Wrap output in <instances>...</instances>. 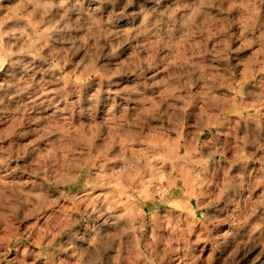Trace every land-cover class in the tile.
<instances>
[{
    "label": "clouds",
    "instance_id": "9594fccd",
    "mask_svg": "<svg viewBox=\"0 0 264 264\" xmlns=\"http://www.w3.org/2000/svg\"><path fill=\"white\" fill-rule=\"evenodd\" d=\"M11 2L0 0V16L6 24L15 15L22 27L5 29L0 25L3 62L17 56L11 61L13 67L19 64L24 74L40 85L41 95L55 90L56 95L47 97L42 107L54 108L70 126L73 121H99L103 126L100 144L110 140L113 132L129 135L130 130L139 143L136 151L126 149L128 168L134 175H126L125 180L135 193L134 199L123 200L111 179L96 178L93 191L101 187L112 191L98 200V207L85 209L67 228L57 227L55 243H42L39 252L32 248L37 239L32 230L18 227L35 215V192L24 191V184L0 188V253L15 248L12 264H28V257H34L31 264H139L137 250L143 239L141 252L153 255L156 264H242L256 249L259 251L248 264H264V0H154L155 7L149 13H128L133 16L130 21L123 19L122 12L127 13L137 0H22V13H15ZM106 7L111 9L107 18ZM129 23L137 27L122 31ZM186 30L190 42L185 53L196 57V63L179 54L173 56L174 36ZM28 33L45 39L41 49L31 52V59L20 55L28 51L27 41L22 43ZM212 36L220 37L219 47H207ZM128 39L147 53L129 62L132 67L119 63L120 49ZM48 40L54 47L43 54ZM140 40L147 43L141 45ZM195 40H199V47L194 46ZM227 41L239 42V46L232 48ZM244 47L260 53L247 71L241 68L239 56ZM37 60L43 63L37 64ZM58 61L65 67L71 62L81 72L84 66L95 71L82 77L73 69L65 73L62 67L58 69ZM201 61L215 75L204 72ZM217 63L220 67H215ZM127 72H135V76H123ZM160 72L174 85L172 99L165 96L161 103L166 107L145 112L142 102L156 92ZM40 73L44 76L36 81ZM90 76L95 77L91 83ZM11 111L0 99V114H4L0 124H6ZM156 129L169 139L181 138L182 143L175 147L167 140L153 144L151 133ZM72 130L75 132L74 126ZM52 131L56 130L45 134ZM7 138V132L0 136ZM66 142L73 146L70 157L90 151L74 136ZM115 142L119 144V140ZM139 149L164 154L163 163L157 160V165H168L169 176L181 181L178 192L182 198H195V206L201 209L199 216L192 219L165 207L160 215L176 219L172 225L166 219L158 222L157 209L175 195L164 193L159 184L152 189L150 211H142L147 197L141 187L143 180H137L136 175L139 171L147 175L152 165ZM5 152L8 150H0V172H6L23 154L22 149ZM66 152L69 150L62 144H53L32 172L33 188L54 189L64 183L69 171L76 170L79 175ZM117 152L119 148L112 155ZM114 166L119 167V161ZM20 167L17 163L12 171ZM208 208L214 211L209 213ZM195 225H199L198 237L206 241L204 248L198 249L192 239ZM161 229H166L165 234H160ZM209 245L211 250L205 255ZM5 261L7 255H0V264Z\"/></svg>",
    "mask_w": 264,
    "mask_h": 264
},
{
    "label": "rangeland",
    "instance_id": "374dc122",
    "mask_svg": "<svg viewBox=\"0 0 264 264\" xmlns=\"http://www.w3.org/2000/svg\"><path fill=\"white\" fill-rule=\"evenodd\" d=\"M21 2L22 0H12L11 7L14 9L15 13H22L20 7ZM40 2L44 3L46 0H40ZM186 2L191 3L192 0H186ZM93 7H95V5H93ZM153 7H155L154 0H137L136 3L128 7L127 13L122 12V17L130 21L133 19V16L127 15L128 13L140 16L149 13ZM110 10V8L106 7L105 18H107V12ZM0 25H3L5 29L9 26L22 27V25L18 23L15 15L12 19H9L6 24L4 23L3 16H0ZM136 27V24L129 23L121 30L129 32ZM187 37V30L174 36L175 52L173 56L179 54L180 57L187 60L189 63H196V57H189L185 53V49L190 42ZM219 40V36H212L207 47L212 48L214 45L219 47ZM25 41H27L28 44V51L20 55H24L28 59L32 58L31 52L41 49V46L45 45V39L43 37H35L32 36L31 33H28L27 36L22 38V43ZM146 43V41L140 40L141 45ZM193 43L194 46H200L199 40H195ZM227 43L230 44L232 48L239 46V42L227 41ZM52 47H54L53 42L48 40L47 46L42 48L43 54H47ZM146 54V52H141L137 48L135 40L128 39L126 43H123L120 49L119 63L132 67L134 65L129 62L135 61L138 56L143 58ZM201 55L205 54L201 53ZM231 55L235 57L237 54L232 53ZM259 55V51H254L253 48H241L239 52V56L243 61L241 68L247 71L248 64ZM17 58V56H13L9 59L8 63H4V51L3 48H0V99H4L5 104H8L12 110L6 115V124H0V136L4 135L5 132L8 134L7 139H0V150L7 149L8 152H20L21 149L23 150V154L20 155L19 161L13 160L10 168L6 172H0V188L4 185L24 184L26 185L24 191L35 192L37 202H34L32 206L35 215L29 216L28 220L24 221V223L20 224L18 227L21 231L25 229L32 230L33 234L37 237L36 242L32 244V248L39 252L42 243H55V238H58L56 232L57 227L67 228L71 221L77 219L85 209L91 210L93 206L98 207V200H102L112 191V189L104 187L97 188L93 191L92 185L96 178L102 177L111 179L113 186L119 191L123 200L128 201L134 199L135 193L128 187V182L125 180L126 175L133 174L132 170L128 168V153L126 149L136 151L139 142L136 141L132 135L134 130H130L129 135L113 132L110 140L106 141L104 144H100L103 126L99 121L95 123L85 121L76 123L73 121L72 126L75 127V132H73L72 126L66 123L65 119H62L54 108L42 107V102L47 103V97L56 95L55 90L50 89L46 91L44 95H41L39 90L40 85L31 81L21 70L19 64L13 67L11 61ZM40 63L43 62L37 60V64ZM233 63H235L234 59ZM200 66L204 72L209 75H215V73L208 72V64L201 61ZM61 67L65 73H67L69 69H73L81 77L95 71L91 66H84V70L81 72L79 68H73L71 62L65 67L58 61V69ZM97 67H99V65H97ZM215 67H220V64L217 63ZM43 76V73L37 74L36 81H40ZM123 76H135V72L123 73ZM120 78L122 77H117V79ZM92 79H95V77L90 76L88 82L91 83ZM156 80V92L149 93L146 101L142 102L145 112H155L158 109L166 107V103H161V99L165 96L169 98V101L172 99L170 94L174 85L168 80L165 73L160 72ZM225 98L227 99V97ZM181 103H183V101H181ZM190 110L191 109H189V111ZM112 127L115 128L116 126L112 125ZM36 128H39L40 132L34 131ZM52 129L56 131H52L51 135L45 134ZM21 132H26L27 134L21 136ZM202 135L206 137L208 134L203 133ZM72 136H74L79 143L89 146L90 151L87 155L78 154L75 157H70V151L73 146L66 141ZM61 137H65V140H61ZM116 140H119V144L115 142ZM162 140H167L172 147L182 143L181 138L172 137L169 139L158 129L152 131L151 141L153 144H158ZM173 141H175V144H173ZM54 143H60L69 150L65 155L69 156L75 163L79 170V175H77L76 170L69 171L68 176L64 178V183L58 184L54 189L33 188L30 183V181L34 179L32 172L37 169L39 162L46 158L45 154L53 148ZM117 148H119V152H117L115 156L112 155ZM77 151L79 152L78 149ZM181 151H183V149H181ZM8 152L4 154L7 155ZM139 152L143 156H146L152 165V170L147 175L139 170V175H136L137 180H143L141 187L147 197L142 211H150L152 205V189L156 184H159L163 186L162 190L164 193L171 192L175 195L166 206H161L157 209L155 214L158 222L166 219V223L172 225L174 219H176V217L169 216L165 218L160 215V212L163 211L165 207L171 208L172 211L177 214H183V216H188L192 219L199 216L201 214V209L195 206V198H182L178 192L181 181L174 180L172 176H169L168 165L165 164L163 168L157 165V160H161L163 163L162 157L164 154L162 152L149 153L146 149H139ZM121 156H123V160H120ZM117 161H119V167L114 166ZM17 163L20 164V169L12 171V169H16ZM69 167H71V164ZM25 168L30 170L24 171ZM253 195L255 198V194ZM121 207L123 208V205ZM207 211L211 213L214 209L208 208ZM262 211H264V209H262ZM252 219L255 220L256 218L253 217ZM194 227L195 230L192 233V239L195 241L198 249L204 248L206 241L199 238L197 234L199 225H195ZM149 231H151V229H149ZM165 232L166 229H161L160 234L163 235ZM2 237L3 233H0V238ZM50 237L53 239L50 240ZM139 244L140 247L137 250L138 253H140L138 256L139 264H156V259L153 255L147 252H141L145 246L143 239L140 240ZM210 250L211 245H209L208 249H205V255H207ZM21 251L23 252V249H21ZM258 251L259 249H256L249 253L245 260L242 261V264H248ZM0 255H7L5 264H12L17 253L15 248H11L5 253H0ZM214 255H219V253ZM241 255H243V252H241ZM33 259L34 257H28V264H31ZM261 259L264 260V257H261ZM36 264H41V262L37 261ZM129 264H133V261H129Z\"/></svg>",
    "mask_w": 264,
    "mask_h": 264
}]
</instances>
